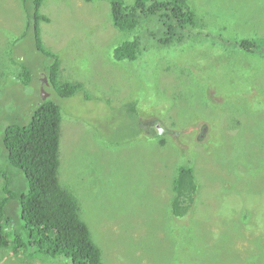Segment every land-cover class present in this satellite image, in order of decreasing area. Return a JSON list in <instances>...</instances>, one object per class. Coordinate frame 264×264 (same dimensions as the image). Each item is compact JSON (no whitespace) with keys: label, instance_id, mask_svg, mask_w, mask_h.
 Segmentation results:
<instances>
[{"label":"rangeland","instance_id":"obj_1","mask_svg":"<svg viewBox=\"0 0 264 264\" xmlns=\"http://www.w3.org/2000/svg\"><path fill=\"white\" fill-rule=\"evenodd\" d=\"M192 5L199 23L187 41L146 40L134 60H116L113 49L141 30L117 29L108 0L41 5L49 20L40 36L59 57L61 78L83 84L57 97L59 177L79 198L105 264H184L187 237L199 264H264V51L231 46L264 37V0ZM25 30L21 1L0 0V88L27 116L42 98L43 75L31 33L20 38ZM20 64L34 73L27 87L10 74ZM137 117L158 131L140 134ZM180 164L193 166L199 193L187 217L176 218L170 180ZM0 264L71 262L9 247L0 248Z\"/></svg>","mask_w":264,"mask_h":264},{"label":"trees","instance_id":"obj_2","mask_svg":"<svg viewBox=\"0 0 264 264\" xmlns=\"http://www.w3.org/2000/svg\"><path fill=\"white\" fill-rule=\"evenodd\" d=\"M20 1L26 24L20 38L31 33L32 48L41 55L39 71L46 80L39 83L41 88L51 87L52 92L45 99H38L26 116L20 103L14 105L0 88V248L10 247L14 253L32 249L34 253L50 257L62 255L69 258L71 264H105L102 249L82 217L79 198L59 177L63 115L57 97L69 98L82 90L83 84L62 79L59 57L43 44L40 22L49 20L40 11L44 0ZM108 1L112 23L117 29L141 30L114 47L116 60L136 59L146 50V40L161 46L181 45L192 36L199 23L192 0ZM231 46L247 53H255L257 49L264 51V37L234 38ZM14 63L18 64L15 60ZM10 74L23 87L34 77L32 68L25 64L21 65V71ZM127 109L128 115L134 117L136 101L129 102ZM137 118L135 126L140 134L158 131ZM170 181L173 196L169 214L176 218L187 217L199 193L193 166L178 165ZM188 228L193 230L186 225L185 229ZM187 242L190 249L184 264H199L192 240L187 237ZM259 249L261 252L262 247ZM257 261L254 259L250 264Z\"/></svg>","mask_w":264,"mask_h":264},{"label":"water","instance_id":"obj_3","mask_svg":"<svg viewBox=\"0 0 264 264\" xmlns=\"http://www.w3.org/2000/svg\"><path fill=\"white\" fill-rule=\"evenodd\" d=\"M44 80H45V78H44ZM46 95H47V93L44 91V88L42 87L41 88V97H42V99H45Z\"/></svg>","mask_w":264,"mask_h":264},{"label":"flooded vegetation","instance_id":"obj_4","mask_svg":"<svg viewBox=\"0 0 264 264\" xmlns=\"http://www.w3.org/2000/svg\"><path fill=\"white\" fill-rule=\"evenodd\" d=\"M41 80H42L43 82L46 81V80H43V79H41ZM45 83H46V85L48 84L47 82H45Z\"/></svg>","mask_w":264,"mask_h":264}]
</instances>
